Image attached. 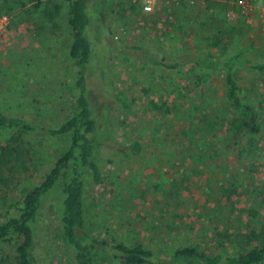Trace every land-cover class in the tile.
Returning a JSON list of instances; mask_svg holds the SVG:
<instances>
[{
    "label": "rangeland",
    "instance_id": "obj_1",
    "mask_svg": "<svg viewBox=\"0 0 264 264\" xmlns=\"http://www.w3.org/2000/svg\"><path fill=\"white\" fill-rule=\"evenodd\" d=\"M237 1L89 0L97 52L87 85L104 183L87 178L84 204L86 229L99 239L141 240L165 260L181 245L233 254L264 243V70L251 64L264 61V26L258 14H241ZM32 4L0 0L15 34L0 53V111L57 127L76 90L69 0H42L37 10ZM114 41L150 48L166 61L190 52L219 62L236 57L234 76L258 111L261 133L232 125L238 113L226 97L224 70L192 62L171 69L132 50H114L105 63V46ZM17 135L21 161L0 180V219L14 214L70 144L68 135L0 128V145ZM62 195L59 183L42 204L36 264H75L60 229ZM94 261L122 264L102 248ZM0 264H18L16 240L0 239Z\"/></svg>",
    "mask_w": 264,
    "mask_h": 264
},
{
    "label": "trees",
    "instance_id": "obj_2",
    "mask_svg": "<svg viewBox=\"0 0 264 264\" xmlns=\"http://www.w3.org/2000/svg\"><path fill=\"white\" fill-rule=\"evenodd\" d=\"M33 9L37 10L42 0H29ZM68 23L71 29L70 58L75 80V98L71 104L70 115L57 127L46 128L22 117H15L0 111V128H15L26 132H36L49 135H68L69 147L57 158L52 169L45 175L42 182L32 185L13 206L14 214L6 219H0V239L8 242L16 240L18 264H36L34 248L36 241L35 226L37 224L42 204L48 193L59 183H62V202L60 206V229L63 239L72 251L75 264H97L94 261V251L102 248L122 264H262L264 263V243L257 244L246 252L233 254L216 253L200 244L181 245L176 247L168 260L161 259L152 249L146 248L141 240L132 243L109 238L99 239L86 229L85 189L86 180L90 178L93 184L104 183L101 167L94 158L98 141L95 137L97 122L89 101L87 85V66L97 52L89 35L91 23L89 0H69ZM105 63L109 61L114 50L125 53L132 50L141 52L143 58L154 64H161L171 69H177L192 62L197 66L218 67L225 71L227 86L226 97L238 117L232 124L239 130H245L258 136L262 126L256 107L248 103L243 96V89L237 82L233 63L236 57L219 62L211 53L190 52L178 55L172 61L159 58L156 52L142 46H125L119 42L106 44ZM227 48V44L225 46ZM101 52L98 50V55ZM141 55V56H142ZM97 56V63H98ZM253 67L264 70V61L251 63ZM237 131V133H238ZM21 135L14 136L0 145V180L5 178V172L11 171L18 160L21 161ZM141 150L139 142L132 145L133 153Z\"/></svg>",
    "mask_w": 264,
    "mask_h": 264
},
{
    "label": "built area",
    "instance_id": "obj_3",
    "mask_svg": "<svg viewBox=\"0 0 264 264\" xmlns=\"http://www.w3.org/2000/svg\"><path fill=\"white\" fill-rule=\"evenodd\" d=\"M243 15L258 14L264 26V0H238ZM151 5L146 9H151ZM14 31L9 14L0 11V53H5L14 43Z\"/></svg>",
    "mask_w": 264,
    "mask_h": 264
},
{
    "label": "crops",
    "instance_id": "obj_4",
    "mask_svg": "<svg viewBox=\"0 0 264 264\" xmlns=\"http://www.w3.org/2000/svg\"><path fill=\"white\" fill-rule=\"evenodd\" d=\"M213 1H215V0H213ZM181 2V1H180ZM231 2V1H230ZM182 4V3H181ZM231 12H233V9H231Z\"/></svg>",
    "mask_w": 264,
    "mask_h": 264
},
{
    "label": "clouds",
    "instance_id": "obj_5",
    "mask_svg": "<svg viewBox=\"0 0 264 264\" xmlns=\"http://www.w3.org/2000/svg\"><path fill=\"white\" fill-rule=\"evenodd\" d=\"M148 10H150V9H148Z\"/></svg>",
    "mask_w": 264,
    "mask_h": 264
}]
</instances>
